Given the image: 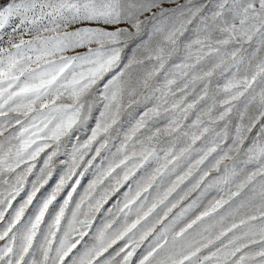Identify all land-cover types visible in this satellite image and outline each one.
I'll list each match as a JSON object with an SVG mask.
<instances>
[{
    "label": "snow or ice",
    "instance_id": "obj_1",
    "mask_svg": "<svg viewBox=\"0 0 264 264\" xmlns=\"http://www.w3.org/2000/svg\"><path fill=\"white\" fill-rule=\"evenodd\" d=\"M0 264H264V0H0Z\"/></svg>",
    "mask_w": 264,
    "mask_h": 264
}]
</instances>
